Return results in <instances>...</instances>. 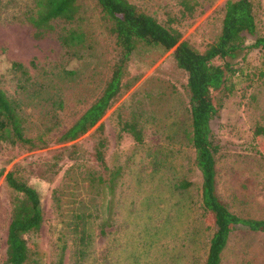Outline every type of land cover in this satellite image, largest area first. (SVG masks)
I'll return each instance as SVG.
<instances>
[{"label": "rangeland", "instance_id": "obj_1", "mask_svg": "<svg viewBox=\"0 0 264 264\" xmlns=\"http://www.w3.org/2000/svg\"><path fill=\"white\" fill-rule=\"evenodd\" d=\"M31 0H0V87L23 100L25 135H40L44 147L0 142V263L10 218V190L4 174L12 170L38 193L41 226L34 238L46 261L60 254L62 264H202L207 229L199 216L200 175L186 141L188 129L186 74L176 66L171 49L135 46L122 80L130 87L87 131L72 140L59 136L98 96L109 77L113 51L94 0H77L82 24L91 31L92 51L69 58L55 34L35 39L28 25L12 21L18 6ZM160 22L181 32L180 40L202 50L217 35L225 0H191L193 14L179 17L180 0H128ZM258 31L264 34V0H251ZM19 62L40 97L31 89L16 93L8 70ZM231 78L230 90L214 92L218 118L211 123L218 144L215 187L228 208L243 218L264 219V148L253 129L264 126V54L251 49ZM18 74V73H17ZM139 115L142 143L118 139L116 119ZM103 125L110 142L109 165H123L114 188L100 194L88 181L93 162V130ZM185 183V187L177 184ZM179 186V185H178ZM91 214L83 253L67 227L74 208ZM221 264H264V231L234 230Z\"/></svg>", "mask_w": 264, "mask_h": 264}, {"label": "trees", "instance_id": "obj_2", "mask_svg": "<svg viewBox=\"0 0 264 264\" xmlns=\"http://www.w3.org/2000/svg\"><path fill=\"white\" fill-rule=\"evenodd\" d=\"M94 4L113 51L109 77L98 96L65 129L59 140H72L87 131L127 91L130 83L122 78L136 45L161 46L166 50L173 48L175 64L186 74L188 129L185 135L200 175L199 216L204 226L212 229L202 264H221L228 238L238 226L252 232L264 231V219L240 217L219 198L215 187L218 144L211 129V123L219 113L213 93L225 94L230 90L231 78L238 73L239 63L246 52L259 49L264 54V34L258 31L253 4L251 0H225L219 31L202 50L180 40L181 32L171 23L160 22L128 0H94ZM179 6L181 19L189 18L195 10V2L191 0H180ZM12 17V21L28 25L35 39L55 34L69 58L79 59L94 47L92 33L84 27L79 16L77 0H31L28 5L18 6ZM8 72L16 77V93L23 95L30 85L35 90H30L27 97H40L37 92L40 86L36 88L34 83L28 84L30 75L25 66L11 62ZM22 100L18 95L9 96L0 87V142L26 150L44 147L45 141L40 135L27 137L24 133ZM116 126L118 139L129 136L134 144L142 143L138 114L130 117L118 115ZM92 136V158L97 169H92L88 181L100 194L104 187L114 188L122 176L123 165L108 164L110 142L103 125L99 124ZM253 138L264 148V126L254 127ZM4 181L10 190V218L5 235L4 258L0 264H45L44 256L34 240L42 220L38 193L12 170L4 174ZM185 186V183L177 184V187ZM90 217L85 208H74L67 221L72 236L78 239L76 261L89 238L86 222ZM62 256L60 252L57 258L46 261V264H62Z\"/></svg>", "mask_w": 264, "mask_h": 264}]
</instances>
